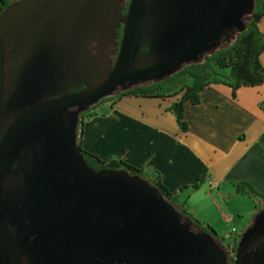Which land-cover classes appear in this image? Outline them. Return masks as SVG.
Here are the masks:
<instances>
[{
    "label": "water",
    "instance_id": "95a60500",
    "mask_svg": "<svg viewBox=\"0 0 264 264\" xmlns=\"http://www.w3.org/2000/svg\"><path fill=\"white\" fill-rule=\"evenodd\" d=\"M123 1L14 0L0 12V264H50L53 250L70 264H230L224 244L147 179L90 168L78 147L77 113L60 109H86L117 87L161 81L200 62L231 27L245 29L255 0H130L125 15ZM120 24L103 78L60 101L43 125L24 127L38 112L16 118L17 99L32 82L106 62ZM24 131L38 146L18 156ZM231 264H264V208L240 235Z\"/></svg>",
    "mask_w": 264,
    "mask_h": 264
},
{
    "label": "crops",
    "instance_id": "0c3cea01",
    "mask_svg": "<svg viewBox=\"0 0 264 264\" xmlns=\"http://www.w3.org/2000/svg\"><path fill=\"white\" fill-rule=\"evenodd\" d=\"M257 25L264 34V15ZM259 60L264 66V51ZM171 90L165 88L163 94L178 91ZM199 97L197 104L188 100L183 104L186 131H181L175 116L167 110L179 95L106 99L96 106L94 115L84 120L81 147L102 160L119 159L139 167L150 180L158 173L161 183L175 195L177 207L202 225L209 222V217L191 200L196 190L208 186L214 190L217 203L237 214L238 205L229 206L228 201L235 196L246 197L249 221H244L247 223L242 229H237L232 216L224 218L235 228L233 234L239 235L264 205L263 198L239 194L234 189L235 183L245 181L264 195V109L260 106L264 104V81L239 87L234 97L230 86L211 83ZM199 176L203 181L199 189H194L191 185ZM225 192L229 193L228 200Z\"/></svg>",
    "mask_w": 264,
    "mask_h": 264
},
{
    "label": "trees",
    "instance_id": "16d2710c",
    "mask_svg": "<svg viewBox=\"0 0 264 264\" xmlns=\"http://www.w3.org/2000/svg\"><path fill=\"white\" fill-rule=\"evenodd\" d=\"M14 0H0V12L2 9ZM264 15V0H255V6L252 13L245 20V29L237 33L230 39V42L219 49H216L206 56L203 60L197 63H190L183 66L180 70L171 76L164 78L161 81L151 82L133 86L117 93L107 100H117L123 96L132 95L138 97H172L179 95L178 100L170 103L167 110L175 116L176 122L181 131L187 130V122L184 120L183 104L186 100L193 104L199 103V92L208 84L223 83L231 87L232 96L236 95V90L239 87H253L260 85L264 81V66L261 65L259 57L264 50V34L258 28V21ZM146 46H142L140 51L145 52ZM223 70H227L226 73ZM181 75L189 76L192 81L190 85L181 84L179 90L172 94L164 95L162 90V83L173 82ZM182 81H179V84ZM264 109V104H260ZM94 115V113H87L84 119ZM84 123V122H83ZM84 126H81V133ZM78 147L83 154L86 164L94 169L112 168V169H125L130 174L138 175L147 179L153 184L162 196L169 203L173 204L183 215L193 220L194 224L202 230L217 236V232L213 227L202 225L197 220L192 218L183 209L178 208L175 203V195L168 191V189L161 183L160 176L157 173L156 177L150 180L139 167H135L125 163L122 160L100 159L95 154L86 151L81 147V142L78 140ZM203 176H199L197 181L191 185L192 188L197 189ZM186 187V186H185ZM236 193L247 194L256 198H263L264 195L257 192L249 183L245 181L237 182L234 184ZM264 208V205L262 206ZM240 237V236H239ZM233 259L230 258V262Z\"/></svg>",
    "mask_w": 264,
    "mask_h": 264
},
{
    "label": "flooded vegetation",
    "instance_id": "af4514ba",
    "mask_svg": "<svg viewBox=\"0 0 264 264\" xmlns=\"http://www.w3.org/2000/svg\"><path fill=\"white\" fill-rule=\"evenodd\" d=\"M130 0H124L121 3V14L125 15L128 10ZM249 15H245L243 21L247 19ZM123 24H120L117 31L118 37L116 42L113 41L111 45L106 49V62L100 61L99 63L91 64L90 69L82 74H77L74 76H67L65 78H40L36 79L32 82L31 88L26 93V95L20 96L17 99V111L15 114L16 118H23L28 115L31 116L32 112H38L32 119L23 120V126L30 128H34L37 125H43V123L48 120L45 113L50 111H56L63 105L60 101L74 95L76 93L83 92L88 89L90 86H95L104 76V70L106 67H111L116 59V53L118 52V43L122 35ZM236 35L235 27H231L228 31H226V35H223L218 44L227 41ZM91 52L95 54L94 49L91 47ZM5 83L7 86H15L16 81L14 77H7L5 79ZM120 87H117L110 95H107L103 98H100L97 103L87 106L86 109H82V105H74L72 107H68L65 109H60L61 114L66 113H77V129H81V126L84 122L85 114L94 110L97 105L101 102L105 101L109 97H113L117 95ZM40 112V113H39ZM36 119H39L36 122ZM38 137L29 133L28 131H24L23 140L21 141V147L18 150V156L30 155L33 150H36L38 143L36 139ZM18 159L13 162V164L9 168V173L12 171L13 167L17 164ZM9 182V178H7L6 183ZM244 231V230H243ZM243 231L239 234V236L243 233ZM237 242H233L229 248L230 252L232 251V255L229 257L233 259L234 252L236 248ZM54 255L50 259V264H70V258L64 256V252L62 254L60 251L53 250ZM233 261V260H232ZM232 262H230L231 264Z\"/></svg>",
    "mask_w": 264,
    "mask_h": 264
},
{
    "label": "rangeland",
    "instance_id": "374dc122",
    "mask_svg": "<svg viewBox=\"0 0 264 264\" xmlns=\"http://www.w3.org/2000/svg\"><path fill=\"white\" fill-rule=\"evenodd\" d=\"M229 42H230V39L217 44L214 48H212V51L226 46ZM202 60L203 58L200 61ZM223 71L226 73L227 70H223ZM179 81H182L180 84L187 83L189 85L192 79L188 77L187 75H181L180 77H177L171 83L163 82L162 90L164 91L165 88L168 90L172 89L171 91H173V89L179 90V87H180L178 84ZM148 83H151V82L139 83L137 85L148 84ZM120 91L121 90H119L118 93ZM96 110L98 109H94L90 111L89 113L92 114ZM79 130L80 129H77V134ZM185 190H188V189H185ZM228 194L226 192L224 193L227 200H228V197H227ZM191 200L194 205L201 206L200 208L208 215L209 222L205 221L203 223L215 229V231L217 232L216 239L221 243H226L227 241H230V238H227V236H228V232L232 224H230V222L228 223L227 220L224 219L226 218V216L227 217L232 216L234 218L233 220H234V223L236 224L237 229H242L244 225H246V223L249 221V218H247L248 216L246 214V210L248 209L250 204L246 203L247 202L246 197L235 196V199H231L228 201L229 206L238 205L240 209L239 211L240 213L238 214L230 212L229 209L227 208L228 206L226 207V205L219 204V201L217 203L215 199L214 190H210L208 186H204L201 190H196V192L192 194ZM245 217L247 219H243ZM245 220L247 221L246 223H244Z\"/></svg>",
    "mask_w": 264,
    "mask_h": 264
},
{
    "label": "built area",
    "instance_id": "2783aa9c",
    "mask_svg": "<svg viewBox=\"0 0 264 264\" xmlns=\"http://www.w3.org/2000/svg\"><path fill=\"white\" fill-rule=\"evenodd\" d=\"M235 232V228H231L230 232L228 233L227 238H230V241H227L226 243H223L225 246V251L227 252L228 257L232 255V251L230 252L229 248L233 242H237L239 239V235L233 234ZM233 236V237H232Z\"/></svg>",
    "mask_w": 264,
    "mask_h": 264
}]
</instances>
